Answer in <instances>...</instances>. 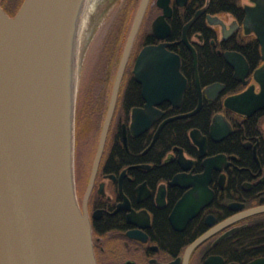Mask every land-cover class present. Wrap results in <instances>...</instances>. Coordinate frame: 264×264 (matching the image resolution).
I'll list each match as a JSON object with an SVG mask.
<instances>
[{
    "label": "flooded vegetation",
    "instance_id": "flooded-vegetation-1",
    "mask_svg": "<svg viewBox=\"0 0 264 264\" xmlns=\"http://www.w3.org/2000/svg\"><path fill=\"white\" fill-rule=\"evenodd\" d=\"M117 1L119 37L98 46L108 58H121L142 3ZM256 6L257 0H147L96 167L109 100L103 114L106 99L91 100L102 110L93 108L85 124L93 144L79 182L74 149L76 200L90 223L96 264H264V108L247 114L225 104L248 89L261 91L255 73L264 66L262 45L244 23ZM159 44L179 57L186 87L178 106L165 100L142 111L135 60ZM226 54L242 71L246 65L242 78ZM134 108L143 122H133ZM77 129L78 123L75 146ZM256 208L263 209L251 212Z\"/></svg>",
    "mask_w": 264,
    "mask_h": 264
},
{
    "label": "water",
    "instance_id": "water-1",
    "mask_svg": "<svg viewBox=\"0 0 264 264\" xmlns=\"http://www.w3.org/2000/svg\"><path fill=\"white\" fill-rule=\"evenodd\" d=\"M85 1L23 0L14 15L0 4V264H96L90 223L77 204L72 168L74 52ZM146 3L142 0L118 63L95 167ZM244 23L253 26L264 60V0H257ZM226 59L242 78L245 62L242 71L231 55ZM179 66V57L161 44L139 52L133 77L146 101L142 111L154 110L165 100L180 104L186 79ZM255 78L261 84L259 93L248 89L227 97L226 106L247 114L264 108V66ZM199 108L200 103L185 115ZM142 111L139 115L133 109V122H143ZM149 121L147 114L144 126ZM200 147L203 154L201 143Z\"/></svg>",
    "mask_w": 264,
    "mask_h": 264
},
{
    "label": "rangeland",
    "instance_id": "rangeland-1",
    "mask_svg": "<svg viewBox=\"0 0 264 264\" xmlns=\"http://www.w3.org/2000/svg\"><path fill=\"white\" fill-rule=\"evenodd\" d=\"M115 1L86 0L81 13V19L86 18L87 26L83 31V37L86 38H83L81 43L78 42V59L76 61V64L78 62V69L75 72V104L73 112V155L74 149L76 153L74 171L78 182L83 172V164L90 157L93 144V139L87 137L85 134V124L90 121L88 106L93 97H95V100L99 99L97 96L99 88L102 86V74L109 71L108 67L112 68V70L115 68L116 72V67H118L117 64L120 59L119 56L116 58L106 57V53L101 54L98 47L108 37L109 39L111 37H119L120 33L118 29L120 22L116 19L118 15L117 4L119 1L116 3ZM96 90L98 91L96 92ZM76 109H78L77 116ZM77 123V142L75 146V125Z\"/></svg>",
    "mask_w": 264,
    "mask_h": 264
},
{
    "label": "trees",
    "instance_id": "trees-1",
    "mask_svg": "<svg viewBox=\"0 0 264 264\" xmlns=\"http://www.w3.org/2000/svg\"><path fill=\"white\" fill-rule=\"evenodd\" d=\"M23 0H2V5L4 7V10L7 11V13H9L10 15H14L16 13V11L18 10L19 6L21 5ZM118 65V64H117ZM205 66L208 67V62L205 64ZM214 66H218V63L217 62H214ZM117 69V67H116ZM115 68H113V70L111 71H107V72H104V74H102V80H101V83H102V86L99 88V93H98V98L99 99H106V102H105V105L102 106V109H103V112L102 114L104 113L105 109H106V103L107 101L109 100L110 98V93H111V88H112V84H113V81H114V78H115ZM128 77V75H126L123 79V82L126 81V78ZM98 90H96L97 92ZM95 92V93H96ZM135 92H136V88L131 85L129 87V92H128V99L129 101H135ZM191 98V97H190ZM188 97V100L190 101V99ZM92 99H95V97H93ZM96 103H94L93 101H91L90 105L88 106V114L91 115L92 113V109L96 108L95 106ZM93 106V108H92ZM100 112H101V108L98 107ZM101 119H99L100 121ZM171 133V130H168V133L166 136H168V134Z\"/></svg>",
    "mask_w": 264,
    "mask_h": 264
},
{
    "label": "bare ground",
    "instance_id": "bare-ground-1",
    "mask_svg": "<svg viewBox=\"0 0 264 264\" xmlns=\"http://www.w3.org/2000/svg\"><path fill=\"white\" fill-rule=\"evenodd\" d=\"M86 26H87L86 18H82L80 23H79L78 34H77V37H76V46H75V52H74L75 63H76V61L78 59V55H77L78 54V45H79L78 42L81 43L83 38H86V37H83L84 36L83 31H84ZM77 64H78V62H77ZM77 64H76V67H75L76 69H78V65Z\"/></svg>",
    "mask_w": 264,
    "mask_h": 264
}]
</instances>
